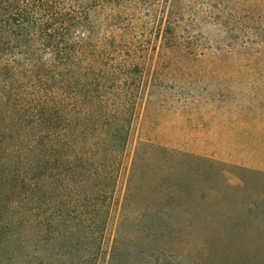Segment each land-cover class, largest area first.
Here are the masks:
<instances>
[{"label": "trees", "instance_id": "obj_1", "mask_svg": "<svg viewBox=\"0 0 264 264\" xmlns=\"http://www.w3.org/2000/svg\"><path fill=\"white\" fill-rule=\"evenodd\" d=\"M179 5L0 0V264H173L175 239L184 250L203 229L247 228L202 210L215 181L231 186L218 160L141 142L110 230L137 107L151 86L138 22L144 11L176 44ZM236 237L199 246L227 249L243 243Z\"/></svg>", "mask_w": 264, "mask_h": 264}, {"label": "rangeland", "instance_id": "obj_2", "mask_svg": "<svg viewBox=\"0 0 264 264\" xmlns=\"http://www.w3.org/2000/svg\"><path fill=\"white\" fill-rule=\"evenodd\" d=\"M179 1L176 44L158 36L159 25L144 11L138 22L151 86L137 107L110 230L134 151L153 142L218 160L231 186L215 181L202 210L208 220L247 226L239 232L219 224L203 229L184 250L175 239L173 264H264L263 240L253 243L264 236V0ZM240 177L247 181L243 188ZM252 198L259 203L253 211ZM232 236L244 237L243 243L205 252L199 246L201 240Z\"/></svg>", "mask_w": 264, "mask_h": 264}]
</instances>
